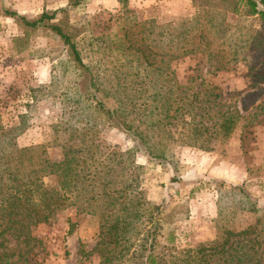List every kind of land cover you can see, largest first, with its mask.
Listing matches in <instances>:
<instances>
[{
	"label": "rangeland",
	"instance_id": "obj_1",
	"mask_svg": "<svg viewBox=\"0 0 264 264\" xmlns=\"http://www.w3.org/2000/svg\"><path fill=\"white\" fill-rule=\"evenodd\" d=\"M61 8L69 10L52 22L73 34L89 73L73 63L51 30L28 28L7 15L17 11L32 20ZM162 57L171 59L170 70L156 69ZM119 79L128 90L122 96L141 89L138 103L155 90L171 89L174 97L185 90L200 93L208 123L219 119L218 110L243 115L229 136L216 134L207 149L172 143L165 161L134 154L137 167L124 178L136 179L143 196L162 206V243L173 231L179 248L195 246L225 228L264 220V19L239 0H85L77 6L69 0H0V118L7 127L26 124L19 147L40 145L53 162L68 151L87 158L90 145L99 146L101 161L134 150V137L96 111L99 99L117 108L112 85ZM44 181L58 186L54 174ZM237 186L249 199L233 190ZM74 200L33 228L42 243L28 253L30 264H101L95 249L99 217L82 210L83 195ZM254 205L258 211L249 210ZM70 223L74 231L68 234ZM16 243L12 239L10 247ZM131 255L112 264H137Z\"/></svg>",
	"mask_w": 264,
	"mask_h": 264
},
{
	"label": "trees",
	"instance_id": "obj_2",
	"mask_svg": "<svg viewBox=\"0 0 264 264\" xmlns=\"http://www.w3.org/2000/svg\"><path fill=\"white\" fill-rule=\"evenodd\" d=\"M83 1L69 0V5L77 6ZM239 2H243L252 15L258 14L264 19V0ZM68 10L44 11L32 20L17 11H7V15L28 28L51 30L67 47L73 63L89 73L73 34L62 24L52 22L59 12ZM158 62V71L171 69V59L162 57ZM147 64L152 65V62L147 61ZM93 79L91 77L89 83L94 86ZM122 86V79L112 85L119 102L117 108L108 109L99 99L95 101L96 111L131 134L138 145L134 150L109 154L102 161L100 155L97 157L100 152L97 145L88 146L89 159L68 151L63 160L50 161L41 155L40 145L19 147L17 137L26 127L24 122L7 127L0 118V264H30L28 253L42 243L32 234L33 228L51 222L59 212L76 205L74 199L81 195L85 202L82 210L99 217L101 238L95 249L101 254V264L121 261L127 254H132L137 264H264L262 218L245 229L225 228L215 239L179 248L173 231L166 243L161 242L162 206L143 196L136 179L124 178L128 172L134 174L136 151L149 159L165 161L172 143L207 149L206 144L216 134L229 136L233 132L237 120L243 116L240 111L218 110L219 119L208 123L204 119L209 107L198 101L200 93L189 95L184 90L174 97L171 89L163 91L161 88L162 91L155 90L148 100L138 103L141 89H134L131 96H122L128 91ZM186 115H190V119ZM198 117L200 119H196ZM119 171L120 179L115 180V173ZM48 173L57 177V187L46 185L44 176ZM233 190H239L249 199L244 188L237 186ZM249 210L258 211V208L254 205ZM73 231L74 223H70L68 234ZM12 239H17L16 247H10ZM80 252L87 254L83 246Z\"/></svg>",
	"mask_w": 264,
	"mask_h": 264
}]
</instances>
